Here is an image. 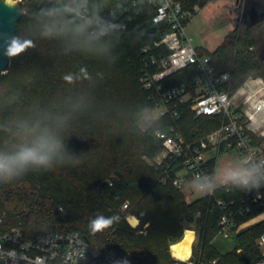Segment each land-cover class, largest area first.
Listing matches in <instances>:
<instances>
[{
    "label": "trees",
    "instance_id": "obj_1",
    "mask_svg": "<svg viewBox=\"0 0 264 264\" xmlns=\"http://www.w3.org/2000/svg\"><path fill=\"white\" fill-rule=\"evenodd\" d=\"M126 1L88 0V8L95 16ZM182 1L186 8L195 4L201 8L207 3V0ZM34 2L39 5L37 13L43 0ZM136 2L138 13L128 28L103 39L107 47L115 46L114 61L107 55L65 54L59 42L35 39L36 46L13 58L6 68L7 74L0 75V125L10 127L20 117L37 113L39 105L54 99L56 102L46 105L47 109H66L71 100L83 102L82 114L73 116L65 133L79 163L30 172L13 182L0 184V215L7 224L20 226L27 237L48 230H78L92 244L114 249L129 264H209L213 260L219 264L229 251L223 253L212 243L218 237L220 211L208 198L199 197L177 206L181 218L191 221L198 214L200 250H194L190 261L172 257L162 237L152 234L151 225L159 204L179 196V188L171 182L180 167L179 161L167 159L142 174L131 170L129 176L124 175L117 163V158L129 150L132 135L118 113L125 102L123 89L135 80L140 81L144 69L142 48L153 45L169 29L165 22H153L155 5L148 0ZM237 5L235 11L240 18L235 17V27L223 42L214 51L197 48L200 55L211 58L217 71L229 72L231 95L250 77L264 79V17L249 25L242 18L244 6L259 5L264 9V0H239ZM21 6L23 10L22 3ZM16 35L34 37V18L25 20L21 15ZM77 74L78 86L69 89L63 77ZM194 74L193 66H189L169 76L166 84L187 81ZM144 94L150 102L145 90ZM179 113L177 123L167 114L148 123L138 135L141 154L155 159L163 152V138L157 136L158 131L168 136L178 127L186 139L194 140L222 122L221 115L196 117L190 102L182 105ZM255 140L262 144L264 136ZM0 142L10 143L11 133L0 132ZM215 161L211 159L213 167ZM229 186L231 192L223 194L227 199L237 198L244 191L230 183ZM125 202L128 207L123 211ZM261 211L262 208H254L238 222L243 223ZM128 214L140 218L137 227L125 219ZM97 215H119L121 219L110 228L92 233L89 222ZM262 233L264 225L255 223L228 238L235 240L247 234V254L239 253L240 260L257 264L264 257L258 244ZM182 238L179 233L170 244ZM232 250L236 252L235 248Z\"/></svg>",
    "mask_w": 264,
    "mask_h": 264
},
{
    "label": "built area",
    "instance_id": "obj_2",
    "mask_svg": "<svg viewBox=\"0 0 264 264\" xmlns=\"http://www.w3.org/2000/svg\"><path fill=\"white\" fill-rule=\"evenodd\" d=\"M148 2L156 7L153 22H165L169 26L153 45L142 48L144 69L140 82L157 110V118L167 114L177 123L179 108L188 102L196 117L222 116L217 128L194 140L186 139L178 127L168 136L158 131L164 150L157 164L167 159L179 161L180 167L171 178L172 184L179 189H195L202 185L215 187L214 191L199 192V195L212 200L220 211L217 236L229 238L243 226L264 225V185L227 199L223 194L231 192L229 183L226 178L218 180L215 166L211 165V159L221 152L235 151L242 169L253 165L264 169V147L255 140L264 136V120H257L264 112V79L250 77L231 95L229 72L217 71L211 58L200 55L185 32L200 7L195 4L186 8L182 0ZM86 11L89 12L88 0ZM137 13L136 0H127L99 15L110 24L120 25L116 30L119 31L127 29ZM189 66H193L195 72L189 80L166 84L169 76ZM237 95L241 97L239 103ZM127 207L125 202L122 210ZM254 208H262V211L243 223L238 222ZM130 216H126L127 220ZM258 244L264 256V233ZM118 260L122 258L114 249L92 244L78 230H48L27 237L20 226L7 224L0 215V264H115ZM215 263L213 260L209 264ZM257 264H264V257Z\"/></svg>",
    "mask_w": 264,
    "mask_h": 264
},
{
    "label": "clouds",
    "instance_id": "obj_3",
    "mask_svg": "<svg viewBox=\"0 0 264 264\" xmlns=\"http://www.w3.org/2000/svg\"><path fill=\"white\" fill-rule=\"evenodd\" d=\"M20 0H4L9 7H15ZM87 0H43L34 18L35 36L12 35L5 40L3 55L9 62L36 46L35 39L57 41L65 54L107 55L114 61L113 47L103 44V39L120 28L108 23L97 12L95 16L86 11ZM20 14H25L20 10ZM6 70L0 75H6ZM69 89L79 84L77 75L63 77ZM57 99L46 105L54 104ZM39 105V111L31 116L20 117L10 127L0 125V132H10L11 142H0V184L13 182L30 172L52 170L57 166L75 165L79 157L70 149L65 133L71 126L74 115L82 114L83 102L71 100L66 109H47ZM79 117V116H78ZM226 182L232 187L249 190L264 185V169L259 165L230 171ZM194 191L211 192L212 185L200 186ZM119 215H97L90 220L92 233L100 232L118 223ZM126 219V217H125ZM195 239V237H193ZM191 253L185 258L190 259ZM115 264H129L126 259Z\"/></svg>",
    "mask_w": 264,
    "mask_h": 264
},
{
    "label": "rangeland",
    "instance_id": "obj_4",
    "mask_svg": "<svg viewBox=\"0 0 264 264\" xmlns=\"http://www.w3.org/2000/svg\"><path fill=\"white\" fill-rule=\"evenodd\" d=\"M19 3L23 4V10L25 12L23 17L25 20L27 18H35L39 5H36L34 0H20ZM237 6L236 0H207V3L199 9L186 26L185 32L191 39L192 44L196 48L214 51L223 42L227 33L235 27V17L240 18V13L237 14L235 11ZM122 94L125 102L119 108V118L124 125L130 127L132 135L129 141V150L125 151L122 157L117 158V163L125 176H129L131 170L142 174L147 169L154 168L157 161L162 157L158 155L155 159H151L141 154V146L138 141V135L146 128L148 123L158 117V113L153 103L147 100L140 81L138 83L135 80L132 85L123 89ZM182 124L184 125L185 123ZM236 170H242V165L235 151H228L218 155L216 177H224L228 172ZM178 190L179 196L177 195L178 197L176 199H168L159 204L155 211L154 221H152L151 231L156 237H162L165 244L169 246L170 255L174 257L171 253L172 244H170L173 238L179 233H182L184 236V231L187 228L193 229L195 239L192 244L191 257L187 260L188 262L192 259L194 250L197 252L200 250L198 214L194 215L191 221L181 218L182 212L177 209V206L183 203L185 205L192 203L200 195L198 191H194L192 188ZM127 202L130 203L131 201ZM138 220L139 222L136 227L140 223V218ZM130 225L133 226L131 223ZM246 236L247 234H244L235 240L220 236L213 239V245L223 253L229 251L227 254L221 255L219 264H254L240 260L238 257L239 253L247 254L245 247L249 238ZM234 248L236 252L232 253L231 251Z\"/></svg>",
    "mask_w": 264,
    "mask_h": 264
},
{
    "label": "water",
    "instance_id": "obj_5",
    "mask_svg": "<svg viewBox=\"0 0 264 264\" xmlns=\"http://www.w3.org/2000/svg\"><path fill=\"white\" fill-rule=\"evenodd\" d=\"M237 2L239 0H236ZM22 6L17 3L15 7H9L0 0V71H3L9 65V60L3 55L6 47L5 40L17 33L18 21L22 14H20ZM264 17V9L259 5L244 6L243 21L246 24H251Z\"/></svg>",
    "mask_w": 264,
    "mask_h": 264
},
{
    "label": "bare ground",
    "instance_id": "obj_6",
    "mask_svg": "<svg viewBox=\"0 0 264 264\" xmlns=\"http://www.w3.org/2000/svg\"><path fill=\"white\" fill-rule=\"evenodd\" d=\"M128 220L133 226H136L139 222L138 218L133 215L130 216ZM193 237H195L194 230L187 228L184 231L183 238L178 242L172 244V255L177 259L187 261L188 259L186 260L185 258L188 256V254L192 253V244L194 242Z\"/></svg>",
    "mask_w": 264,
    "mask_h": 264
},
{
    "label": "crops",
    "instance_id": "obj_7",
    "mask_svg": "<svg viewBox=\"0 0 264 264\" xmlns=\"http://www.w3.org/2000/svg\"><path fill=\"white\" fill-rule=\"evenodd\" d=\"M236 3H237V1H236ZM237 99V101H238V103L240 102V100H241V97L239 96V95H237V97H236ZM261 119H263L264 120V112H261L258 116H257V120H261ZM262 145H263V147H264V143H262ZM223 153H225V152H223ZM219 155V154H218ZM218 155L216 156V158H215V173H216V168H217V164H218ZM226 178V176H224V177H217V179L218 180H221V179H225ZM192 187V186H191ZM186 189H190V187H188V188H186ZM192 189H194L193 187H192ZM133 216H135V215H133ZM136 217V216H135ZM249 227V226H248ZM247 226H243V227H241L240 229H239V231H237L236 233H239V232H242L243 230H245L246 228H248ZM243 229V230H242Z\"/></svg>",
    "mask_w": 264,
    "mask_h": 264
}]
</instances>
